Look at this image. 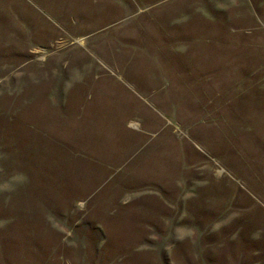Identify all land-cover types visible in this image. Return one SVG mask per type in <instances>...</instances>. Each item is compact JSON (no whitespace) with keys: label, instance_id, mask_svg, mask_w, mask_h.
I'll use <instances>...</instances> for the list:
<instances>
[{"label":"rangeland","instance_id":"rangeland-1","mask_svg":"<svg viewBox=\"0 0 264 264\" xmlns=\"http://www.w3.org/2000/svg\"><path fill=\"white\" fill-rule=\"evenodd\" d=\"M0 264H264V0H0Z\"/></svg>","mask_w":264,"mask_h":264}]
</instances>
